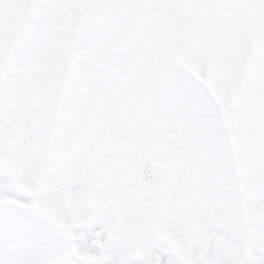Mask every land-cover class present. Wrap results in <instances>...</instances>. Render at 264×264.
I'll list each match as a JSON object with an SVG mask.
<instances>
[{"label":"clouds","instance_id":"obj_1","mask_svg":"<svg viewBox=\"0 0 264 264\" xmlns=\"http://www.w3.org/2000/svg\"><path fill=\"white\" fill-rule=\"evenodd\" d=\"M0 264H264V0H0Z\"/></svg>","mask_w":264,"mask_h":264}]
</instances>
